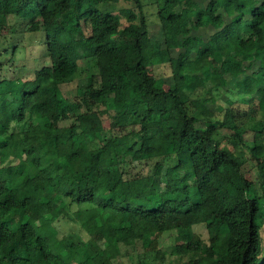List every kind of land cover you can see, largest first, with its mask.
I'll return each mask as SVG.
<instances>
[{
	"label": "trees",
	"instance_id": "1",
	"mask_svg": "<svg viewBox=\"0 0 264 264\" xmlns=\"http://www.w3.org/2000/svg\"><path fill=\"white\" fill-rule=\"evenodd\" d=\"M153 5L0 0V38L12 41L0 69L19 68L21 19L43 35L39 68L0 75V264H117L132 251L139 264H264V132L246 138L264 114V0ZM161 66L172 84L150 74ZM60 220L88 237H60Z\"/></svg>",
	"mask_w": 264,
	"mask_h": 264
},
{
	"label": "rangeland",
	"instance_id": "2",
	"mask_svg": "<svg viewBox=\"0 0 264 264\" xmlns=\"http://www.w3.org/2000/svg\"><path fill=\"white\" fill-rule=\"evenodd\" d=\"M144 4H146L148 7L146 8V11L149 13H154L156 11V7L153 5L155 4V2L157 0H142ZM161 1V0H160ZM253 1H257V0H253ZM132 3H126V2H122L120 3V6L117 7V9L120 10H125V9H130L132 8ZM26 18H28L27 15L23 16ZM115 21L116 24L119 28H122L124 25H127V17L123 14L119 15H115ZM29 22V23H27ZM25 22L24 20L21 19L20 21V26H19V31L21 33V36L17 37V39L15 40V45L18 46V51H17V55L16 58L17 61L19 60V68L18 70H16V67L13 66V64H9L8 63V68L5 69L4 66H2V69H0V75L6 76L7 78H13V77H22L23 75H25V73H28V71L33 70L34 68L38 67L42 64V59H39L43 53V50L40 48V45L43 43V35L42 33H40L38 31V21L37 20H32L31 18H29V20ZM214 29L212 27H208L206 30H199L198 31V35L200 36H204L206 35H211L214 33ZM151 34L154 37V39L156 38H162L160 36V31L158 27H154L151 29ZM167 43L168 46L173 48L175 46V41L172 35L168 34L167 35ZM9 47L12 46V41H10L9 39H3L0 38V48L1 47ZM9 57L6 59L9 60ZM37 59L35 62L33 61L34 59ZM29 65V68H21L24 65ZM88 67H82L81 72L79 73V78L81 79L82 77H84V74L86 73V71ZM89 68L92 69L93 71V67L92 64L89 65ZM17 71V72H16ZM150 74H154L155 76L159 77L161 79L162 82H164L165 84H172L173 81L171 79V75H170V69L166 66H161L159 68L156 69H149ZM246 75L251 77L253 75V72H246ZM83 79V78H82ZM228 82L232 85H234L236 83V79L232 76H228L227 77ZM81 84H83V82L81 81ZM176 84L178 87H180L182 85V82L179 80V78L176 80ZM21 87V85H20ZM65 89H68L67 92L70 93V96L75 95V84L71 85L69 88L65 87ZM226 89L223 88L222 91H225ZM9 104V102H8ZM201 125V124H200ZM247 128L250 129V132L246 135L247 139H252L253 137V133L252 131H263L264 132V114L260 112V116L256 119H252L250 120L247 124H246ZM125 141H123L122 143H124ZM234 145H237L238 142L236 140L233 141ZM122 147H120L121 149ZM122 149H125V147H123ZM121 149V151H123ZM120 151V150H119ZM155 163L152 162L151 164L153 165ZM170 165H173L171 162H167L164 161L161 163L160 165V172L161 175L156 177V181L160 183L161 187L163 188L165 183H164V176L166 175L167 172V168L170 167ZM254 163H251L249 165V169H255L254 168ZM135 166L137 167V172L142 171L141 173L144 175H147L148 173L151 172V169L149 168V166L145 165V163L140 164V163H136ZM256 170V169H255ZM253 176H255L253 174ZM56 227L59 231V235L60 237L64 236L65 234H70L72 233H79L81 234L82 231L79 228L78 225L72 223V222H67L65 220H60L59 222L56 223ZM195 234L199 237V239H201V241L204 242H208V231L206 229L205 226H197L194 229ZM83 236V238H87L88 236L84 233L81 234ZM178 240L175 238L174 235H167L164 238V249L169 250L171 248L172 245H174L175 243H177ZM134 254H132V257H124L122 259H118L117 260V264H139L138 262V251H132ZM142 253V252H141Z\"/></svg>",
	"mask_w": 264,
	"mask_h": 264
}]
</instances>
